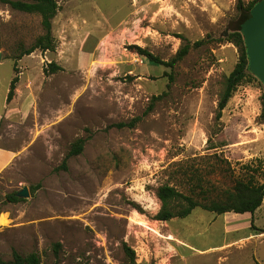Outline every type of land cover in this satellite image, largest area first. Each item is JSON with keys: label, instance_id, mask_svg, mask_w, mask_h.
<instances>
[{"label": "rangeland", "instance_id": "rangeland-1", "mask_svg": "<svg viewBox=\"0 0 264 264\" xmlns=\"http://www.w3.org/2000/svg\"><path fill=\"white\" fill-rule=\"evenodd\" d=\"M58 1L53 32L63 69L46 73L54 59L48 53L43 61L47 54L33 51L37 62L23 65L35 73L34 109L0 129V142L11 139L22 148L0 175V214L8 220L0 223V258L11 260L15 249L37 252L40 264L264 263L263 234L229 244L251 231L243 226L251 213H238L243 216L234 222L242 228L233 232L224 214L201 207L169 221L155 217L158 187L177 183L182 169L210 171V154L229 160L225 173L208 175L219 186L234 184L246 164L264 170L263 88L238 86L215 118L225 78L239 60L238 47L226 40L237 0ZM43 31L39 14L0 1V49L7 56L20 54ZM199 40L173 68L147 62L132 47L170 60ZM0 68L10 77L14 59ZM136 117L135 127L111 126ZM78 137L86 138L83 151L68 159V169L56 170ZM26 185V200L7 201ZM258 216L264 229V201Z\"/></svg>", "mask_w": 264, "mask_h": 264}, {"label": "trees", "instance_id": "trees-1", "mask_svg": "<svg viewBox=\"0 0 264 264\" xmlns=\"http://www.w3.org/2000/svg\"><path fill=\"white\" fill-rule=\"evenodd\" d=\"M3 4L9 5L13 9L28 13H37L41 16V23L43 27V33H41L34 41V43L24 48L22 52L12 57L15 61L23 57L26 54H31L33 51L40 49L42 51L55 50L56 38L53 33V20L60 9V3L58 0H0ZM259 0H237V16L230 20L228 23V36L226 40L234 43L239 50V60L234 70L225 78L224 87L221 91L218 101L217 112L215 118L220 120L224 108L228 105L229 100L234 95L238 86L244 83L257 82L263 88V94L261 96V113L259 120L264 122V84L255 74L249 69V56L247 54V48L245 44L244 35L241 32L242 23L249 17L251 8ZM225 39V38H224ZM204 40L196 41L194 44L190 42L182 45L175 56L170 60H164L158 55L150 52L146 47H142L134 44L132 47L141 56L151 64L165 65L173 68L175 63L183 59L191 50L192 47L199 46ZM63 69V67L55 61H51L47 68H44L46 73L57 72ZM14 70L18 72L17 62L14 65ZM170 78L173 76L170 74ZM18 76L15 75L11 81L8 101H10L16 88V82ZM152 106V104H151ZM140 117L133 118L129 122L113 123L111 126L122 127H135ZM86 142V138L78 137L72 142L68 152L63 158L61 164L57 166L56 170L68 169V159L74 155L80 154ZM215 159L212 164V169L206 172L203 168L192 167L190 170H181L178 176L177 183L170 184L164 183L157 189V196L161 201V208L155 215L156 219L169 221L174 217H186L195 208L201 207L205 210L215 212L217 214H224L227 212L254 213L264 201V170H260L258 166H252L246 164L245 169L234 178V184L230 186H219L216 182H213L208 175L210 172L219 170L221 173L226 172V164H229V160L225 157L217 155L216 153L210 154L209 157ZM183 187L184 190L180 189ZM41 183L31 185L30 190L34 193ZM17 191L7 195V201L19 202L26 200L24 197L17 195ZM254 225V224H253ZM260 231L262 228H258ZM56 246H60L59 243ZM134 260V250L127 248ZM41 258L35 251L26 255L19 253L17 250H13V257L11 260H3L0 258V264H40ZM88 264V263H86ZM260 264V263H258Z\"/></svg>", "mask_w": 264, "mask_h": 264}, {"label": "crops", "instance_id": "crops-1", "mask_svg": "<svg viewBox=\"0 0 264 264\" xmlns=\"http://www.w3.org/2000/svg\"><path fill=\"white\" fill-rule=\"evenodd\" d=\"M67 34H69V31L67 32ZM59 46H62V45H59L56 39L55 50L44 51V53L47 54L45 56L49 57L48 56V53H49L54 59L51 61L57 62L58 61L57 52L59 51L58 50ZM0 51H2V57L0 59V67H1L3 63H5L6 59H9L12 57L7 56L3 50L0 49ZM41 58L43 60L44 56L43 57L41 56ZM24 61L29 62L31 64H34L35 62H37V60L33 58L32 54L24 55L18 60L16 61L14 60V65L17 62L18 72L14 70L15 73L12 74L8 78L6 77L3 78L0 75V129L1 128L6 129L7 127L9 128V126H11L14 123V120L17 119L20 115L29 114L34 109L35 101H36L35 88H34L35 87V78H34L35 73H34V70L31 72L29 68L25 69L27 66L23 65ZM15 75L18 76V81L16 82L15 94L13 98L10 101H8V93H9L11 81ZM1 137H3V135L0 133V138ZM21 152H22V148L16 146L13 140L11 139L0 142V175L4 173L7 169H9L15 161H17ZM260 207L254 213L248 212V213H251V223L252 224L248 221L245 223V225H243L245 228H249L251 231H249L247 234L238 236L229 244L236 243L238 245H244V244H247L248 241H251L253 239H258L259 235L261 234L264 235V229L262 225L258 223L259 222L258 215H259ZM234 213L232 212L224 213V219L226 221H232V223H230L231 225L227 227V230L229 232L239 231L242 228L241 225H238L236 222H234V220L242 217L243 215L238 214L236 212ZM245 215H246V212H245ZM8 219L9 221L11 220L12 222L14 221L15 218H13L9 213ZM18 224L20 226L22 223L19 222ZM35 224L37 226L39 222H35ZM255 226H257L258 228H262L261 230L263 231L259 230L258 232L254 233L252 231V227H255ZM168 238L174 239L173 234L169 235ZM260 264H264V263H260Z\"/></svg>", "mask_w": 264, "mask_h": 264}, {"label": "water", "instance_id": "water-1", "mask_svg": "<svg viewBox=\"0 0 264 264\" xmlns=\"http://www.w3.org/2000/svg\"><path fill=\"white\" fill-rule=\"evenodd\" d=\"M241 32L245 38L249 69L264 84V0H259L250 11L249 17L242 23ZM2 51H0V59ZM17 195L28 198L29 187L21 188Z\"/></svg>", "mask_w": 264, "mask_h": 264}, {"label": "bare ground", "instance_id": "bare-ground-1", "mask_svg": "<svg viewBox=\"0 0 264 264\" xmlns=\"http://www.w3.org/2000/svg\"><path fill=\"white\" fill-rule=\"evenodd\" d=\"M135 1V3H134V5H137V0H134ZM110 38V37H109ZM104 43H106V42H104ZM110 45V44H109ZM103 47V46H102ZM103 49V48H102ZM7 222H8V220H7V218H6V215H1L0 214V223H2V224H7Z\"/></svg>", "mask_w": 264, "mask_h": 264}, {"label": "built area", "instance_id": "built-area-1", "mask_svg": "<svg viewBox=\"0 0 264 264\" xmlns=\"http://www.w3.org/2000/svg\"><path fill=\"white\" fill-rule=\"evenodd\" d=\"M46 59H48L46 56L44 57L43 61H46ZM49 61V60H48Z\"/></svg>", "mask_w": 264, "mask_h": 264}]
</instances>
